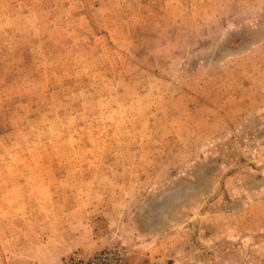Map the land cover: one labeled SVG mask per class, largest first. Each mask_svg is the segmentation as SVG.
I'll return each instance as SVG.
<instances>
[{"label":"rangeland","instance_id":"rangeland-1","mask_svg":"<svg viewBox=\"0 0 264 264\" xmlns=\"http://www.w3.org/2000/svg\"><path fill=\"white\" fill-rule=\"evenodd\" d=\"M264 264V0H0V264Z\"/></svg>","mask_w":264,"mask_h":264},{"label":"built area","instance_id":"built-area-1","mask_svg":"<svg viewBox=\"0 0 264 264\" xmlns=\"http://www.w3.org/2000/svg\"><path fill=\"white\" fill-rule=\"evenodd\" d=\"M67 264H127L125 256L119 251H105L95 255L73 256Z\"/></svg>","mask_w":264,"mask_h":264}]
</instances>
